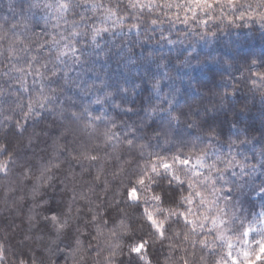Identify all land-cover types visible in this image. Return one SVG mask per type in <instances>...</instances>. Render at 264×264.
Masks as SVG:
<instances>
[{"label":"trees","instance_id":"obj_1","mask_svg":"<svg viewBox=\"0 0 264 264\" xmlns=\"http://www.w3.org/2000/svg\"><path fill=\"white\" fill-rule=\"evenodd\" d=\"M92 2L93 0H90V3ZM94 2L100 5L95 11H92L91 7H76L58 20L60 14L54 8L49 10L43 7L45 3L54 4L55 0H0V35L15 23L16 34L24 43L31 44L29 52L16 61L17 66L26 67L27 60L31 55H35L37 60L33 62L34 68L49 62V70L53 68V64L59 69L55 78L50 76V72L45 73L49 78L44 80L28 76L26 87L29 92H23L20 85L12 79L18 77V73L10 72L8 76L3 74L8 71V68L4 67L7 61L0 57V89L4 90V95L0 96V139H9L19 148V138L12 137L11 133L7 137L4 136L7 131L5 125L9 122L4 121L3 117H18L19 109L12 112L16 101L20 100L26 105L29 96L33 95L41 84L49 93L51 89H57L54 105L50 106L53 110L45 112L46 118L37 126V131H46L41 133L39 139L34 141L33 146L26 152L20 149L24 153L22 160L11 167L6 177L0 176V244H3L7 251L6 264H14L17 257L13 253L21 247L25 253L34 252L37 257L43 258L45 264H74L66 246L71 243L75 222L67 237L61 235L56 239V243H52L55 234H50L51 226L45 225L43 216L51 215L47 209L63 212L67 205L72 203L75 211L77 206L82 205V201L73 202L72 198L74 191L78 195L86 190L87 184L84 181L87 175L81 178L80 166L70 159L68 152H64L60 157L63 161L61 168L53 169L49 173L52 175V187L41 189L43 199L47 201V204L41 207L37 206L40 197L33 199V181L30 179L21 182L19 163L26 160L33 166V175H39L40 165L52 157L59 144L68 143L72 149L78 147L81 142H100L109 119L117 125L118 135L127 131L128 126L133 124L142 126V118L144 123L150 124L152 128L163 124L171 144L165 142V136H161L160 146L152 139L146 154L147 151H162L169 147L175 151L180 147L179 141H183L186 145L184 151H188L192 141L200 136L201 140L196 141L198 148H207L213 154L217 151L220 154L230 152L240 163L255 165L256 170L252 172L249 169L250 174L242 173L238 165L232 169L237 173L234 179L242 189L237 188L234 191V199L228 206L229 216L234 214L237 217L235 225L230 224L229 227H235L238 231L226 232L227 235H239L253 220L261 207V201L264 200V196L260 194V186L264 182V96L261 95V89L253 85L252 81L256 77L251 75L252 71L264 70V27L252 20L246 24L244 21H236L232 25H227V21L222 25L219 20L209 21L207 25L198 24L192 19L183 23V17H191V13H185L175 7L160 8L153 12L144 9L141 12L138 8H128V0ZM35 3L40 6L29 7ZM159 3L163 4L164 0H159ZM105 8H111L116 15L105 19ZM165 12L169 13L171 18L165 15ZM176 13L180 15L179 21L176 19ZM197 15L202 19L206 18L199 12ZM81 16L84 17L83 20ZM157 16L163 22L152 25L151 20ZM74 23L78 25L75 30L81 35L69 37ZM132 24L138 27L130 28ZM93 27H107L109 31L101 32L93 42L90 38ZM34 33L39 34V39ZM52 36L57 40H60L61 36L69 37L77 48L75 56L69 52L61 57V61H55L56 50L53 46L46 44L43 49L37 48V44L42 40H50ZM15 38L9 31L8 38L3 41L5 48L8 40ZM68 42L69 40H60L59 47L63 48ZM19 47H23V44ZM77 56L79 61L76 60ZM253 60L256 61V68L251 67ZM41 72H44L43 68ZM151 77L161 80L162 91L159 97L151 87ZM117 88H126V95L117 91ZM109 92L112 93L110 97L107 96ZM225 93L229 94L228 98L222 100ZM165 95L175 102L177 113H187L189 109L202 111L204 108L216 107L218 111L215 127L218 138L209 144L206 131L189 128L183 116L180 124H173L171 129L159 117L149 121L145 117V110L152 105L167 108L168 103L162 100ZM98 98L102 103H93ZM124 100L127 102H123ZM129 102H134L135 114L122 111L130 106ZM116 105H120V108ZM85 107L89 108L93 116L102 117L101 121L96 122L99 125L96 133L99 139L95 141L88 140L89 132L84 128L82 121H73L71 118V112H80ZM241 108L245 109L242 113ZM238 113L242 120L239 136L232 132V120ZM63 127L72 129V134L68 135L66 140L57 141L56 137ZM32 131L30 127L29 133ZM137 135L140 137L141 133ZM139 142H149L148 137L144 136ZM24 143H27L26 139ZM122 150L123 146L118 147L115 154H121ZM87 163L84 162L85 167ZM70 169L77 173L75 179L68 175ZM228 175L231 177V173ZM111 195L108 193L105 197L109 203ZM93 199L95 200L94 196ZM96 202L99 203L98 200ZM83 210L87 211L86 205ZM112 215L115 217L116 213ZM129 215L135 220V215L130 209ZM29 216L36 218L29 221ZM241 223L243 228H240ZM138 224L139 222H136L135 226L138 227ZM25 234L31 236V239L22 246L21 241ZM213 236L215 233L209 236V240ZM81 239L84 247H87L90 237L82 236ZM123 243L125 254L117 259L127 261L128 240L124 239ZM222 253H225L224 248L217 247L216 255L209 256L207 264H213ZM167 254L166 244L161 247L156 243L147 249V256L152 264H162L163 257ZM205 254L207 255V252ZM197 255L199 256V253ZM256 264H264V258Z\"/></svg>","mask_w":264,"mask_h":264},{"label":"snow or ice","instance_id":"obj_2","mask_svg":"<svg viewBox=\"0 0 264 264\" xmlns=\"http://www.w3.org/2000/svg\"><path fill=\"white\" fill-rule=\"evenodd\" d=\"M39 6L38 3L29 5L30 8ZM81 6L86 9L91 7L92 11L100 7L94 0L92 3L90 0H55L54 4L45 3L43 5L49 10L54 8L60 14L57 17L58 20L63 18V14ZM127 7L138 8L141 12L144 9L153 12L160 8L175 7L185 13H191V17L188 15L183 17V23H188L189 19H192L198 24L207 25L209 21L219 20L222 25L225 21L227 25H232L236 21H244L246 24L252 20L264 27V0H164L163 4H160L159 0H128ZM198 12L206 18L199 17ZM105 13V19L116 15L111 8H105ZM165 15L169 13L165 12ZM175 15L179 21V13ZM80 18L84 19L83 16ZM169 18H171L170 15ZM161 22L163 21L159 16L151 20L152 25ZM16 27L17 25L13 23L0 35V57L7 61L4 67L8 68V71L3 74L8 76L10 72L18 73L19 76L12 77V79L20 85L23 92H29L26 87L28 76H36L44 80L49 78L45 73L50 72V76L55 78L59 69L53 64V68L49 70V62L34 68L33 62L37 60L35 55L30 56L26 67L17 66L16 61L29 52L31 44L24 43L20 39L14 31ZM72 27L73 31L69 33V37L81 35L75 30L78 27L77 24L74 23ZM137 27L136 24L130 25V28ZM9 31L16 38L15 40L9 39L5 48L3 41L8 38ZM108 31L107 27H93L90 38L95 42L101 32ZM34 35L39 39V34L34 33ZM69 37H60V40H69L63 48L59 47L60 40H57L55 36H52L50 40H42L37 44V48L43 49L46 44L53 46L56 50L54 60L61 61V57L68 55L69 52L73 56L77 52V48L71 43ZM20 44H23V47H19ZM79 59L77 56L76 60L79 61ZM251 67H257L255 60L252 61ZM41 68L44 72H41ZM251 75L256 77L252 81L253 85L259 87L261 95L264 96V70L252 71ZM151 79L153 81L151 87L159 97L162 91L161 80L155 77ZM56 91L57 89L53 88L50 93L46 92L45 86L41 84L40 88L29 96L26 105L20 100L16 101L12 112L19 109L18 117L15 119L13 115L3 117L4 121L9 122L5 125L7 131L4 136L7 137L11 133L12 137L19 138L17 143L20 147L17 148L9 139H0V157H2L0 176L6 177L11 167L22 160L24 153L20 149L26 152L29 147L33 146L34 141L39 139L41 133L46 131L45 129L37 131V126L46 118L44 113L53 110L50 106L54 105ZM117 91L125 95L127 93L126 88H117ZM2 95H4V90L0 89V96ZM111 95V92L107 93V96ZM228 95L225 93L222 100H226ZM162 100L168 103L167 108L152 105L145 110V117L149 121H152L154 117H159L171 129L173 124H180L183 116L189 128L206 131L209 144L218 138L219 134L215 127L218 111L216 107L204 108L202 111L189 109L187 113H177L173 100L166 95ZM93 103L101 104L102 100L98 98ZM129 103L130 106L122 111L135 114L134 102ZM116 107L120 108V105ZM244 110L241 108L240 113ZM101 111L103 112V109ZM240 113L232 120V132L237 136L242 127ZM71 118L73 121L83 122L84 128L89 132V141L99 139L96 136L99 125L96 122L101 121L100 115L93 116L89 108L85 107L80 112H71ZM141 125L128 126L127 131L118 135L117 125L109 119L101 134L100 142H81L78 147L72 149L69 148L68 143L59 144L52 157L40 165L39 175H33V166L26 160L19 163L21 182L30 179L33 181V199L39 196L37 206L41 207L47 204V201L43 199L41 189L46 190L52 187V175L49 173L53 169L61 168L63 161L60 157L64 152H68L70 159L80 166L81 178L87 175L84 181L87 184L86 190L77 195L73 189V202H83L75 208V211H73L72 203H69L63 212L46 210L51 212V215L45 214L43 220L46 226H51L50 234H55L52 243H56V239H59L61 235L67 237L75 222L71 243L66 246L70 250L74 264H89V261L91 264H152L147 256V249L156 243H159L161 247L166 244L168 248V254L163 257L162 264H207L208 257L216 255L217 247L226 248L227 252L220 254L213 264H229V261L236 264L237 257L233 255L236 245L231 242L226 232L236 233L238 231L235 227H229L230 224L235 225L237 217L234 214L229 216L228 206L234 199V191L237 188L242 189V186L236 183L234 178L237 173L232 169L238 165L242 173L250 174L249 169L254 172L256 166L240 163L230 152L220 154L217 151L213 154L207 148H198L196 141L201 140L200 136L192 141L188 151H184L186 145L183 141H179L180 147H177L175 151L169 147L162 151H147L146 154V150L151 147L152 139L157 141V146H160L161 136H165L166 143L171 144V141L167 139L168 134L163 124L152 128L150 124L144 123L142 118ZM30 127L33 129L31 133H29ZM72 131L70 128L63 127L56 140H66ZM138 133H141L140 137ZM144 136L148 137L149 142L140 143L139 140ZM25 139L27 143H24ZM120 146H123L121 154H115ZM113 160L115 163H112ZM85 161L88 162L87 167L84 165ZM228 173H231V177ZM68 175L75 179L77 173L70 169ZM117 181L119 183H116ZM108 193L112 194L110 203L105 199ZM260 194L264 196V182L260 186ZM97 200L99 203L96 202ZM85 205L87 206L86 212L83 210ZM129 209L135 215V220L129 215ZM112 213H116L115 217ZM35 218V216H29V221ZM258 220L262 225L261 229L257 231L249 224L247 230L239 233L240 242L247 249L250 242L243 238L248 237L250 232H256L260 239L253 237L251 243L259 245L260 251L264 252V211L259 214ZM136 222H139L138 227L135 226ZM240 228H243V223ZM212 233H215V236L209 240ZM82 236L90 237L87 247L83 245ZM30 239L31 236L25 234L21 245L23 246ZM124 239L128 240L126 247L129 259L127 261L117 259L118 256L125 254ZM57 248L59 250V246ZM13 255L17 257L14 264H45L43 258L37 257L34 252L25 253L23 247ZM243 255L248 258L249 251L245 250ZM6 260L7 251L4 245L0 244V264H6Z\"/></svg>","mask_w":264,"mask_h":264},{"label":"rangeland","instance_id":"obj_3","mask_svg":"<svg viewBox=\"0 0 264 264\" xmlns=\"http://www.w3.org/2000/svg\"><path fill=\"white\" fill-rule=\"evenodd\" d=\"M260 209L255 213L253 220L249 223L252 225L253 228H255L257 231H259L262 227L261 223H259V214L264 211V200L260 203ZM249 224L245 227V230L248 229ZM242 231V232H243ZM231 242H233L236 245V251L233 252V255L237 257L236 264H256L258 261H260L262 258H264V252L260 251L259 245L251 243L252 238L255 237V239H260V237L257 235L256 232H250L248 237H244L243 239H247L250 243L247 246V249L241 244V236L237 235H228ZM245 250L249 251L248 258H245L243 255V252ZM224 252H227V249L224 248ZM229 264H232L231 261H229Z\"/></svg>","mask_w":264,"mask_h":264}]
</instances>
